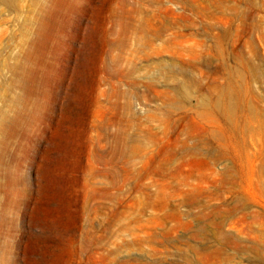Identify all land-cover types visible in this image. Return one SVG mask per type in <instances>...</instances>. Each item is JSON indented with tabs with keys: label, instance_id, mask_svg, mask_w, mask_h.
<instances>
[{
	"label": "rangeland",
	"instance_id": "374dc122",
	"mask_svg": "<svg viewBox=\"0 0 264 264\" xmlns=\"http://www.w3.org/2000/svg\"><path fill=\"white\" fill-rule=\"evenodd\" d=\"M0 264H264V0H0Z\"/></svg>",
	"mask_w": 264,
	"mask_h": 264
}]
</instances>
